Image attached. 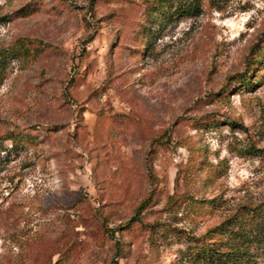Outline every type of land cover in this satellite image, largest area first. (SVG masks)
Listing matches in <instances>:
<instances>
[{"label":"rangeland","instance_id":"obj_1","mask_svg":"<svg viewBox=\"0 0 264 264\" xmlns=\"http://www.w3.org/2000/svg\"><path fill=\"white\" fill-rule=\"evenodd\" d=\"M185 1L0 0V264H203L186 235L264 224V0Z\"/></svg>","mask_w":264,"mask_h":264},{"label":"trees","instance_id":"obj_2","mask_svg":"<svg viewBox=\"0 0 264 264\" xmlns=\"http://www.w3.org/2000/svg\"><path fill=\"white\" fill-rule=\"evenodd\" d=\"M181 7L183 14L193 15L197 11L198 0H186ZM173 9L178 7L174 6ZM0 18L4 20L5 15ZM255 60L256 55H252L248 64H254ZM240 81H247L246 76L241 75ZM244 149L249 154L259 155V148ZM236 214L208 228L201 236L186 235L183 254H192L193 259L201 258L204 260L203 264H244V255L255 254L253 246L262 240L260 236L263 234L261 230L264 224L247 209H238Z\"/></svg>","mask_w":264,"mask_h":264}]
</instances>
